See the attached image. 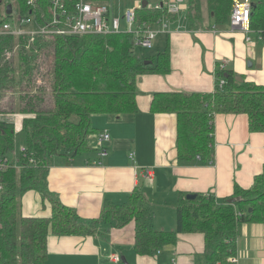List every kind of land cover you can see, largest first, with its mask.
<instances>
[{"label": "trees", "instance_id": "trees-1", "mask_svg": "<svg viewBox=\"0 0 264 264\" xmlns=\"http://www.w3.org/2000/svg\"><path fill=\"white\" fill-rule=\"evenodd\" d=\"M28 1L0 0V27L12 18L7 15L8 5L14 8L16 4L23 13L28 10ZM37 2L42 10L47 9L49 0ZM234 3L208 0L209 15L216 25L230 22ZM188 6L180 15L166 9H139L137 17L175 23L185 15L193 27L202 20L200 0H188ZM251 28L264 30V0H252ZM136 48L130 35L0 37V102L9 92L18 95L15 111L9 114L22 115L26 148L34 155V163L23 159L20 170L13 166L0 170V264H46L50 236H94L101 221L123 228L143 217L140 203L147 199L139 189L128 203L106 206L99 219L83 220L48 184L52 158L76 157L91 150L89 139L96 134L93 116L136 114L138 78L171 72L169 41L162 52L148 58L138 57ZM217 78L226 84L223 90L216 85L213 94L175 92L153 97L152 114L177 117V158L181 164L215 162L216 115L245 114L250 132H264V85L241 77L238 80L229 70L218 71ZM15 138V124L0 121L1 159L10 158ZM29 192H37L44 203H50V217L23 216L19 199ZM187 196L179 195L175 231L137 225L134 250L138 256H154L175 246L180 234H202L208 262L230 264L229 259L237 253L239 225L264 224V169L252 187L236 186L234 194L222 203L211 195H197L195 200Z\"/></svg>", "mask_w": 264, "mask_h": 264}, {"label": "crops", "instance_id": "crops-1", "mask_svg": "<svg viewBox=\"0 0 264 264\" xmlns=\"http://www.w3.org/2000/svg\"><path fill=\"white\" fill-rule=\"evenodd\" d=\"M205 14L202 12L201 22L193 27L181 16L172 24L170 34L156 39L157 53L170 42L171 72L138 78L136 114L93 116L96 134L89 139L91 150L76 157L56 156L51 161L50 190L64 205L76 209L81 219H99L106 206L128 203L135 189L147 199L140 203L143 217L123 228L101 221L94 236H50L46 264H116L113 255L121 257V264L124 258L128 264H210L202 234H180L175 246L154 256L141 257L134 250L138 224L156 231L176 230L180 193L211 195L222 203L234 194L236 186L252 187L264 169V132H250L245 114L215 116L213 164H181L176 115L151 112L158 93L213 94L221 63L236 77L264 85V41L253 34V43L248 44L244 32L232 30L229 23L218 26L209 10ZM0 121L14 123L16 131L23 130L22 115L0 114ZM104 132L110 140L104 143L107 156L101 159L99 135ZM99 160L101 165H94ZM144 169L152 170V178ZM21 211L26 217H50L52 213L50 203H44L37 192L24 196ZM236 244L237 264H264V224H240Z\"/></svg>", "mask_w": 264, "mask_h": 264}, {"label": "built area", "instance_id": "built-area-1", "mask_svg": "<svg viewBox=\"0 0 264 264\" xmlns=\"http://www.w3.org/2000/svg\"><path fill=\"white\" fill-rule=\"evenodd\" d=\"M27 12H13L11 20L0 27V37L12 36L20 37H45L54 38L65 37H85V36H114L130 35L134 46L144 50H152L154 42L161 34H170L172 22L162 19L158 22L142 21L137 17V11L142 8V2L137 1L135 8H124L121 0H49L47 9L42 10L37 0L27 2ZM149 8V6H148ZM152 9V8H151ZM166 9L169 14H184L188 11V4L184 0H171L168 6L157 5L154 10ZM252 0H235L233 12L230 18L232 30H239L245 33L246 42L253 43L251 35L264 41V30L254 31L251 28ZM157 27H161L158 28ZM226 63H221L217 67L218 71H225ZM226 82L218 79L216 85L223 90ZM110 140L107 132L99 135L100 157L107 156L104 150V143ZM132 157L134 154L131 155ZM33 153H29L26 147L20 149V155L16 163L10 158H0V170L8 167L22 169V160L34 163ZM94 165H101V161L94 162ZM148 178H152L150 169H144ZM2 186L0 185V191ZM160 253V251H158ZM112 261L121 264L119 255H113ZM230 264H237L238 258L235 256L229 259ZM175 264V263H173Z\"/></svg>", "mask_w": 264, "mask_h": 264}, {"label": "rangeland", "instance_id": "rangeland-1", "mask_svg": "<svg viewBox=\"0 0 264 264\" xmlns=\"http://www.w3.org/2000/svg\"><path fill=\"white\" fill-rule=\"evenodd\" d=\"M137 1H140V2L147 1L149 3V8H152V9L156 8L157 5H161V4L168 6L169 3L171 2V0H121L124 8H132V9L135 8ZM184 4L187 5L188 0H184ZM200 4H201L202 12H203V14H205V10H208V0H200ZM14 11L15 12L19 11L16 4L14 5ZM205 15H208V14L206 13ZM183 16H185V15H183ZM203 19H204V17H203ZM206 19H211V18L207 17ZM158 28H161V27H157V29ZM162 38L163 37L159 35V38H157V40L162 39ZM156 43L157 42L155 41L154 45H156ZM135 52H136V55L140 58H148V57H151L152 55L158 54L155 46L152 50H149V51L144 50L142 48H136ZM45 68H46L45 70H48L49 65H46ZM47 88L49 90V87H47ZM17 98H18V95L15 92L7 93L0 102V113H2V114L3 113L9 114V112L13 113L15 111V108H16ZM50 104H51V101H49L47 103L48 109L51 107ZM25 141H26L25 132L22 129L17 130L16 131V138H15V148H14V151L10 154V159L14 163H16L17 157L20 155V149L23 147H26ZM52 159H51V161H52ZM24 196H22V198L19 199V203L21 204V207H23Z\"/></svg>", "mask_w": 264, "mask_h": 264}, {"label": "water", "instance_id": "water-1", "mask_svg": "<svg viewBox=\"0 0 264 264\" xmlns=\"http://www.w3.org/2000/svg\"><path fill=\"white\" fill-rule=\"evenodd\" d=\"M148 6H149V3L147 2V1H143L142 2V8L143 9H147L148 8ZM12 12H13V5H8V7H7V15L8 16H11L12 15ZM146 64H149L150 62H145ZM249 68H252L253 67V64H252V62H249ZM238 80H241V78H237ZM197 198V195H188L187 196V199L188 200H195ZM231 203H234L235 201L234 200H231L230 201ZM123 264H128V262L126 261V259L124 258L123 259Z\"/></svg>", "mask_w": 264, "mask_h": 264}]
</instances>
